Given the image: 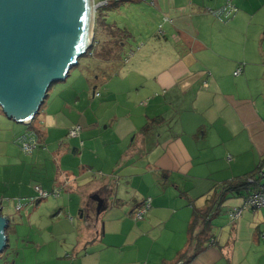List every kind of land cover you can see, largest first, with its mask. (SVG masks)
<instances>
[{
  "label": "crops",
  "instance_id": "1",
  "mask_svg": "<svg viewBox=\"0 0 264 264\" xmlns=\"http://www.w3.org/2000/svg\"><path fill=\"white\" fill-rule=\"evenodd\" d=\"M153 1L164 56L159 47L146 56L147 31L135 49L119 42L112 23L100 48L95 27L100 55L52 84L27 125L40 145L24 152L13 124H0L1 213L15 237L24 212L38 228L23 231L20 264H264V206L232 221L247 192H222L264 159V15L249 0H231L238 11L225 21L208 9L227 0ZM76 124L81 135L70 137ZM36 186L60 195L47 201ZM210 206L207 241L195 251L190 227Z\"/></svg>",
  "mask_w": 264,
  "mask_h": 264
},
{
  "label": "water",
  "instance_id": "2",
  "mask_svg": "<svg viewBox=\"0 0 264 264\" xmlns=\"http://www.w3.org/2000/svg\"><path fill=\"white\" fill-rule=\"evenodd\" d=\"M99 7L94 0H0V107L8 118L34 120L51 85L93 46ZM8 223L0 211V252Z\"/></svg>",
  "mask_w": 264,
  "mask_h": 264
},
{
  "label": "rangeland",
  "instance_id": "3",
  "mask_svg": "<svg viewBox=\"0 0 264 264\" xmlns=\"http://www.w3.org/2000/svg\"><path fill=\"white\" fill-rule=\"evenodd\" d=\"M110 1H111V4L113 5L112 8L99 7L97 11L96 23H95L96 45L98 42L100 44L99 45L100 48L105 45V41L107 37L104 34L105 33L104 30L110 29L111 26L109 27L108 24L112 23L114 27L118 26L117 31H120V32H115L114 38L116 40H119V42H121V40L124 41L126 39L127 40L126 42L128 43V45L133 46V49L137 47L136 42L138 40L140 44L147 42L148 39L146 38L148 36H146L145 31L149 32L150 36L153 37V39L150 42V44L148 43L147 45L146 56H148V58H150V56L154 53V51L157 50L158 47L161 48V50L158 48L159 52L161 53V56L162 55L164 56L167 53V51H165L166 49V44H164L166 43L165 39L163 37L160 38L158 34L156 36V33L160 29L161 30L163 29V28H160L161 25L159 24L161 20L156 21V20L151 19L153 17L156 18L157 13H158L157 11L162 10V8L160 9L157 5L155 6L154 5L155 2L153 0H140V1L121 0L120 3H118L119 1H115V0H110ZM245 6L249 8V11H255L259 15H264V0H249L248 3L245 4ZM129 31L135 35L134 39L130 38ZM160 39H162L163 43L160 42L161 41ZM96 47L95 48L91 47V49H89V52L81 56L80 61L82 64L86 61L93 62L97 59L96 56L100 55L99 54L100 51L97 50V52L94 53L96 50ZM114 47H115V52L112 51V53L116 55L117 59L123 60L124 56H126L125 55L126 53L123 50H120L119 46L116 45ZM148 58H146L145 60H147ZM140 60L142 61L143 58L141 57ZM57 83H61V82L60 81L55 82L56 85ZM3 115L5 114L2 108L0 107V117H3ZM1 119L2 118H0V124L4 125L5 123H9V122L13 124V129L16 132V134H18L15 138V142L17 144H18V139L20 138V136L27 134V133H31L30 128H28L27 124L18 123L14 120H10L9 118H6L4 120H1ZM52 199L54 198H52L51 196V198H49V200L47 201H50ZM43 203L44 201L41 203H38V205L43 204ZM22 205H24V203ZM97 208H98V204L95 205V202H94V211L90 212L92 217L93 216L95 217V215L98 214L96 213ZM31 211H33V209H31ZM90 214H89V217H90ZM28 216L29 215L25 214V212L22 213L21 217H23V221L16 225L17 231L20 233L19 234L20 237L14 236L13 229L10 228L9 223H8V227L6 229L7 246L6 248H4L3 251L0 252V264H20L21 262V259H19L20 256L22 257L24 254H26L25 248L27 247L28 243L25 242V239L22 238L23 231H26V233L27 231L28 233L31 232L32 235H37L38 233V228L33 226L30 222H28L29 221ZM75 216L77 217L79 216L78 211L75 213ZM10 218H11V226H15L14 218L13 217H10ZM16 226L14 227V231L16 229ZM23 237L26 238L25 236Z\"/></svg>",
  "mask_w": 264,
  "mask_h": 264
},
{
  "label": "built area",
  "instance_id": "4",
  "mask_svg": "<svg viewBox=\"0 0 264 264\" xmlns=\"http://www.w3.org/2000/svg\"><path fill=\"white\" fill-rule=\"evenodd\" d=\"M121 1V0H115ZM110 0H104L99 5L100 7L106 6L110 4ZM209 12L220 20H230L232 19L238 11V8L232 3L231 0H227L225 4L217 9H208ZM162 28V25L160 26ZM161 30V29H160ZM162 32V30H161ZM242 72V66L237 69L235 75H238ZM32 122V121H31ZM29 122L27 125H30ZM82 128L81 125L76 124L69 129L68 135L70 137H79L81 135ZM21 148L26 153H32L34 149H36L40 143L36 135L32 133H27L22 135L18 139ZM249 183L253 184L255 189L250 191L246 196L243 197L242 203L238 206H235L230 213V218L232 221H235L243 216V213L247 209L256 210L260 207L264 206V160L262 161L261 165L258 168L257 175L255 177L249 178ZM38 192L39 198H47L49 196H59L60 190L48 191L41 186L35 187ZM152 207V198L148 197L143 202L142 206L139 210L136 211L135 217L137 219H143L144 216L150 211ZM2 210V205L0 204V211ZM264 238V233H262Z\"/></svg>",
  "mask_w": 264,
  "mask_h": 264
},
{
  "label": "trees",
  "instance_id": "5",
  "mask_svg": "<svg viewBox=\"0 0 264 264\" xmlns=\"http://www.w3.org/2000/svg\"><path fill=\"white\" fill-rule=\"evenodd\" d=\"M102 7H105V6H102ZM262 161H261V163H262ZM261 163H260V165H261ZM256 171H258V169H256L254 172L246 174L242 177H238L236 179V181H234V182H228L227 181V182L223 183L222 184V192L224 193V195L227 192H237L239 194L247 192V194H248L250 191L255 189V187H253V184L249 183L248 178L251 175H254L256 173ZM220 199H221L220 202H223V200L225 198L222 197ZM209 210H211V206L207 207L206 210L205 209L196 210V212H195V218H194V221L190 227L191 241L194 240L197 243V245H196L197 247H196L195 251L199 250L207 241L204 238H205V236L208 233V230L210 228L209 225H211V221H208V219H207ZM210 212H212V211H210ZM216 212L217 211L215 210V213ZM197 227L198 228L200 227V228L197 229Z\"/></svg>",
  "mask_w": 264,
  "mask_h": 264
},
{
  "label": "bare ground",
  "instance_id": "6",
  "mask_svg": "<svg viewBox=\"0 0 264 264\" xmlns=\"http://www.w3.org/2000/svg\"><path fill=\"white\" fill-rule=\"evenodd\" d=\"M93 21H94V7H93ZM92 37H93V30H92Z\"/></svg>",
  "mask_w": 264,
  "mask_h": 264
}]
</instances>
